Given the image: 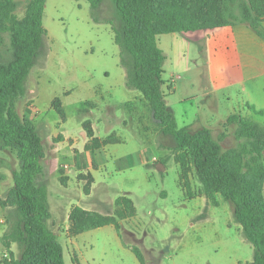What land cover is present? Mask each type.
I'll return each instance as SVG.
<instances>
[{
	"label": "crops",
	"instance_id": "0c3cea01",
	"mask_svg": "<svg viewBox=\"0 0 264 264\" xmlns=\"http://www.w3.org/2000/svg\"><path fill=\"white\" fill-rule=\"evenodd\" d=\"M46 10L47 0L44 12ZM99 19L109 26L114 41L111 23ZM193 31L195 34L191 40L202 42V48L195 47V51L204 55L201 59L209 68L207 82L200 95L181 89L180 84H177L181 77L172 72L165 82L162 74L169 66L170 59L157 43L164 56L160 73L161 89L177 126L192 130L206 127L220 129L227 135L234 134L236 123L224 124L231 114L264 124V38L242 22ZM171 34H176L175 38L164 36L165 39H174L173 43L180 42L178 32L160 35ZM118 56V70L114 77H110V73L105 70L106 80H94L91 74L72 79L80 87L82 94L79 103L91 118L95 136L101 140L110 135L114 137L112 142L104 143L93 151L86 149L88 137L82 127L85 118L74 120L65 111V104L70 101L67 97L72 94L73 88L64 86L59 92H50L48 89L42 92L44 63H38L41 64L36 65L38 70H33V82L30 81L29 72L24 93L16 100V111L32 121L42 141L45 155L41 161L43 171L38 183L46 187L49 210L46 224L56 234L63 247L64 258L67 254L70 264H140L131 250L132 246H140L147 253L162 254L153 247L148 250L146 234L149 232L141 230L143 221L138 218H152L151 223L156 222L157 228L174 218L175 225L172 228L181 242L176 250L193 246L196 236L190 235L197 234L195 230H202L200 225L184 221V218L198 216L199 209L193 199L185 197L187 194L180 179V167L174 159L175 141L172 136L161 133L142 93L127 85L126 66L123 65L119 46ZM177 63L178 67H182L180 62ZM55 97L60 99L63 117L52 106ZM186 99L193 100L192 109L178 108L177 111L174 104L184 103ZM49 109H53L59 118L47 116ZM177 115L185 116L181 126L178 125ZM4 149L7 150L0 145V150ZM155 149L161 151L160 155L155 153ZM64 164H68L69 168H64ZM0 167L4 169L0 170V185L7 186L0 190V197H4L12 186L9 177H13L16 169L13 162L3 157H0ZM172 171L175 172V184L180 197L178 201H173L170 191L162 185L164 176ZM157 173V181L162 186L152 196L163 198L150 204L151 177ZM136 184L139 185L135 187ZM261 194L264 199V179ZM119 197L131 199L136 210L135 215L118 219L119 232L115 225L106 224L76 235L70 234L69 214L73 207L113 214L115 201ZM147 207L152 210L147 211ZM2 209L6 222L0 224V253L8 250L11 257L17 258L19 244L8 240L6 245L4 239L17 218L15 209L12 206ZM231 213L217 209L211 216V246L214 250L225 245L234 246V250L218 256L211 264H241L253 258V247L244 237L240 223L231 218ZM5 261L1 259L0 264H5Z\"/></svg>",
	"mask_w": 264,
	"mask_h": 264
},
{
	"label": "trees",
	"instance_id": "16d2710c",
	"mask_svg": "<svg viewBox=\"0 0 264 264\" xmlns=\"http://www.w3.org/2000/svg\"><path fill=\"white\" fill-rule=\"evenodd\" d=\"M87 1L95 10L103 0ZM210 1L216 17L207 25L188 22L182 11L174 10L177 0H112L122 21L121 31H114V41L131 55V66L126 67L127 85L142 93L161 133L175 141L174 159L186 194L192 193V168L205 195L219 194L232 205L233 216L254 251L252 260L241 264H264V124L242 115H229L224 124L236 123L233 137L238 146L223 148L225 133L215 136L206 127H178L161 89L164 56L157 44L160 34L242 22L264 38V0H242V16L235 20L224 16V0ZM45 2L29 0L24 15L18 17L14 0H0V145L15 152L19 161L12 186L0 197V207H14L17 217L4 236L5 244L12 240L20 246L19 256L5 264H65L63 247L46 224V187L38 183L45 155L42 141L32 121L20 116L15 106L46 33L42 21ZM52 106L64 116L59 97L52 100ZM82 127L88 137L86 149L93 151L114 140L113 135L103 140L95 136L89 119L82 122ZM135 212L127 197L116 199L113 214L75 206L69 214V232L76 235L106 224L115 225L119 232L118 219ZM131 250L140 264H145L141 250L136 246Z\"/></svg>",
	"mask_w": 264,
	"mask_h": 264
},
{
	"label": "rangeland",
	"instance_id": "374dc122",
	"mask_svg": "<svg viewBox=\"0 0 264 264\" xmlns=\"http://www.w3.org/2000/svg\"><path fill=\"white\" fill-rule=\"evenodd\" d=\"M14 1L16 4L15 13L18 17H22L29 0ZM241 2L242 0H224V16L230 20L240 19L242 16ZM173 7L174 10L182 11L186 20L192 24L211 25V19L216 17L210 0H177ZM93 14L95 16H92L87 0H47V10L43 13L42 18L46 33L43 35L41 46L37 51L35 65L30 70L31 76L29 74L30 81L33 82V72L38 70L36 65L44 63L43 72L45 75H43L42 92L43 89H48L50 92H59L64 86L73 88L72 94L67 97L70 101L65 104V111L67 116L72 117L74 120L80 119L79 117L89 120L91 118L89 114H86V110L81 108L82 104L79 103V97L82 93L77 82L72 80L73 77L80 79L91 74L94 80L99 78L106 80L105 70L110 73V77H114L115 71L118 70L116 64L119 57L118 44L114 43L113 33L109 26L99 18L110 22L113 32L121 31V18L117 14L112 0H103L99 7L93 10ZM178 33L177 38H180V42L175 41L174 43V39L166 40L164 36L175 38L176 34L157 36V43L165 50L166 57L170 59V64L165 68L162 77L166 82L171 72L177 74L181 77L177 83L180 84L181 89L192 92L194 95H200V91L207 82L209 71L207 64L201 59L204 55L195 51V47L197 49L198 46L202 48V42L191 40L195 34L194 31L185 33L178 31ZM120 55L123 65L129 68L131 66V55L123 48H120ZM177 62H180L182 67H178ZM192 104L193 100L186 99L184 103H175L174 106L177 111L178 108L189 111L193 107ZM46 114L49 117L59 118L53 109H49ZM183 117L185 116L177 115L178 125L180 126ZM212 131L215 136L224 133L220 129ZM221 144L223 148L238 146L233 134H226V137L221 140ZM160 152L159 149H155L157 155H160ZM0 157L13 162L15 169L19 168V161L15 152H11L9 149L0 150ZM0 170L4 171L2 167H0ZM158 177V173L151 177L150 204H155L156 201L159 202L163 198L162 196L156 198L152 196L160 189L161 183L157 181ZM189 178L192 193L190 196L185 197H188L189 200L193 199V202L198 206L199 213L195 218H184V221H192L200 225L202 230H195L197 234L190 235L191 237L196 236L193 246L176 250L177 245L181 242L178 240L177 234L174 233L175 229L172 228L175 225L174 218H170L164 226L158 228L156 222L151 223L152 218H138L139 221H143V224H140L143 227L141 230L146 232L148 230L149 232L146 234L147 237L145 236L148 242V250L153 247L158 249L159 252H163L160 255L151 253V251L147 253L138 246L142 250L147 264H211L218 256L234 250V246L230 245L221 246L216 250L211 246V216L217 209H221L225 213L232 212V205L228 201H224L219 194L205 195L192 168ZM9 184H13L12 175L9 177ZM138 185L136 184L135 187ZM162 185H165L170 191L173 201L180 199L176 189L174 171L164 176ZM2 187L6 188L7 186L1 184L0 190H2ZM149 209L152 210V208L147 207V211ZM185 209L189 210V207L185 206ZM1 212L3 213V209H1ZM231 214V218H234L233 213ZM3 215L5 216V213ZM185 241L188 240L185 239ZM64 260L65 264L71 263L67 254H65Z\"/></svg>",
	"mask_w": 264,
	"mask_h": 264
},
{
	"label": "built area",
	"instance_id": "2783aa9c",
	"mask_svg": "<svg viewBox=\"0 0 264 264\" xmlns=\"http://www.w3.org/2000/svg\"><path fill=\"white\" fill-rule=\"evenodd\" d=\"M153 161H155V158H153ZM64 168H69L68 164H64L63 165ZM1 207H0V224H3L6 222V218L3 215V213L1 212ZM4 259V260H10L11 259V255L9 254L8 250H4V252L0 253V260Z\"/></svg>",
	"mask_w": 264,
	"mask_h": 264
}]
</instances>
